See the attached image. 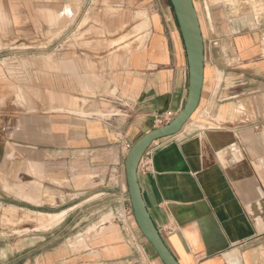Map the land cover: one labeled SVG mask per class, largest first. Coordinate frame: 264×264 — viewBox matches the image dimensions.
<instances>
[{
  "label": "crops",
  "instance_id": "1",
  "mask_svg": "<svg viewBox=\"0 0 264 264\" xmlns=\"http://www.w3.org/2000/svg\"><path fill=\"white\" fill-rule=\"evenodd\" d=\"M238 1L194 0L200 104L139 167L181 264H264V11ZM188 81L170 0H0V206L65 211L47 229L79 227L72 243L0 248V264H163L135 221L125 159L180 112ZM60 196L65 209L37 208Z\"/></svg>",
  "mask_w": 264,
  "mask_h": 264
},
{
  "label": "water",
  "instance_id": "2",
  "mask_svg": "<svg viewBox=\"0 0 264 264\" xmlns=\"http://www.w3.org/2000/svg\"><path fill=\"white\" fill-rule=\"evenodd\" d=\"M176 16L188 64V93L180 112L167 123L140 135L130 146L125 171L128 195L139 230L150 243L163 264H181L174 255L146 206L139 183L138 172L148 148L158 139L181 131L197 110L205 74V43L194 0H170Z\"/></svg>",
  "mask_w": 264,
  "mask_h": 264
},
{
  "label": "rangeland",
  "instance_id": "3",
  "mask_svg": "<svg viewBox=\"0 0 264 264\" xmlns=\"http://www.w3.org/2000/svg\"><path fill=\"white\" fill-rule=\"evenodd\" d=\"M244 1H246L245 5H251L254 8L258 7L257 11H264V0H244ZM238 2H242V0L241 1L239 0ZM257 2L258 4H256ZM216 4H219V3H216ZM237 4L239 5V3ZM9 193H12V194H9ZM9 193L7 194V196L3 195L7 203L12 202L11 200L14 199L13 191H9ZM65 199L66 197L60 196V199H58V201L60 202L58 203L53 198L52 200H50V202L53 203L54 206L52 207L39 206L37 208H39V210L47 211V212H59L60 210H63L68 206L66 204L61 205V201H64ZM14 208L8 207L3 204L0 206V248L5 247L9 249L10 251H17L20 249H25V251H27L32 247L47 244L48 241L51 240L52 238V236L50 237L48 236L51 235L52 233H54V237L56 238L52 243H56L61 240H64V241L69 240L70 243H72V241H75L77 239V235L79 234V231H78L79 227L75 226L76 223L74 221L73 222L67 221L63 223L60 227L58 226L59 228L55 226L51 229L46 230V228L44 227L40 228L41 226H39V223H37V227H38L37 228V227H34L36 222L32 223L31 221H24V218L27 217L26 215H28L26 213L27 208L37 210L35 206H27L26 208L24 207V208H18V209L16 207ZM9 210L11 212H9ZM64 212L65 211L54 214V215L61 216L59 221L56 222V224L59 223L63 219L62 216ZM43 214H44V218H47L48 215L53 216V214H48V215L46 213H43ZM45 214L47 215V217L45 216ZM39 219L41 220L40 217ZM35 220L37 221L38 219H35ZM52 243H49V244H52ZM151 249H153L152 246H151ZM159 263H162L160 259H159Z\"/></svg>",
  "mask_w": 264,
  "mask_h": 264
},
{
  "label": "bare ground",
  "instance_id": "4",
  "mask_svg": "<svg viewBox=\"0 0 264 264\" xmlns=\"http://www.w3.org/2000/svg\"><path fill=\"white\" fill-rule=\"evenodd\" d=\"M228 3V2H227ZM229 3H231V2H229ZM13 208H14V206H13ZM12 209V208H11ZM10 209V210H11ZM15 209V208H14ZM9 210V212H11ZM12 213H13V211H12ZM25 213V212H24ZM26 213L28 214V215H26L27 217H25L24 218V221H31L32 223L33 222H36V223H39V226H41L40 228H42V227H44V228H50V227H52V226H54V224H56V222H58L59 221V219H60V215H54L53 214V216H49L48 214V217H47V215L45 214V216L47 217V218H44V214H43V216H42V214L40 213V214H38V213H36V212H32V211H28V210H26ZM10 214V213H9ZM35 216V217H34ZM39 217L41 218V220L39 219ZM44 218V220H43V218ZM34 219V220H33ZM35 219H38V220H40V221H36Z\"/></svg>",
  "mask_w": 264,
  "mask_h": 264
},
{
  "label": "built area",
  "instance_id": "5",
  "mask_svg": "<svg viewBox=\"0 0 264 264\" xmlns=\"http://www.w3.org/2000/svg\"><path fill=\"white\" fill-rule=\"evenodd\" d=\"M130 146H131V145H130V144H128V147H129V148H130Z\"/></svg>",
  "mask_w": 264,
  "mask_h": 264
}]
</instances>
